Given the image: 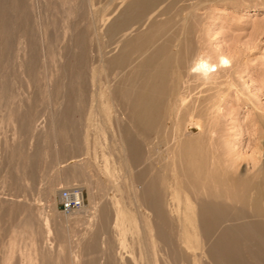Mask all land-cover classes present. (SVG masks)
<instances>
[{"label":"rangeland","instance_id":"1","mask_svg":"<svg viewBox=\"0 0 264 264\" xmlns=\"http://www.w3.org/2000/svg\"><path fill=\"white\" fill-rule=\"evenodd\" d=\"M37 1L0 0V264H28L25 254L34 251L43 264H69L70 248L89 231L92 197L110 220L98 217L105 230L97 238L89 231L88 255L80 264H121L114 251L120 211L129 251L122 261L151 264V251L138 235L134 194L142 188L151 203V184L168 192L177 185L171 162L153 156L151 107L144 96L151 95L153 75L164 79L156 86L161 95L187 93L182 120L191 113L211 134V141L202 136L203 155L217 161L229 154L234 176L253 177L264 167V0L173 1L202 3L180 30L169 0ZM166 45L174 51L169 59ZM100 51L109 61L100 62ZM196 57L212 66L205 84L199 71L185 73ZM71 189L83 192L85 208L64 213L61 194ZM233 192L236 201L245 198L241 190ZM226 210L248 213L239 204ZM144 219L149 229L162 224L148 212ZM166 231L173 245L154 248L175 259L172 264H223L209 260V242L221 232L199 236L187 223ZM217 249L227 255L231 245ZM239 251L232 255L236 263L264 258L257 249Z\"/></svg>","mask_w":264,"mask_h":264},{"label":"bare ground","instance_id":"2","mask_svg":"<svg viewBox=\"0 0 264 264\" xmlns=\"http://www.w3.org/2000/svg\"><path fill=\"white\" fill-rule=\"evenodd\" d=\"M154 1L159 2V0ZM173 1L176 2V0H169L170 3L166 4L172 6L171 12L175 19L172 23L176 22L180 27L178 30H180L185 28L188 22L193 18L195 6H201L202 3L200 4L199 2V5L197 2H190L185 5L183 2L178 4H175V2L172 3ZM117 2H122V0H118ZM156 10L158 11V9ZM180 34H182V32ZM106 35L108 36L106 30H104L102 33L103 38L106 37ZM105 40L103 46H107ZM175 43H178V40ZM167 48L169 49L166 45V50ZM173 52L174 51H171L170 49L168 50V59ZM99 54L100 62L104 63L107 60L109 61L106 52L100 51ZM211 67L212 66L207 60L205 61L202 58L196 57L192 63L185 65L184 70L187 75L191 69L199 71L202 78L200 80L206 82L207 74L212 73ZM153 78L151 95L144 96L146 101H148L146 106L151 107V132L154 134L151 138V146L154 145L156 147L153 156H156V161H165L166 163V161L169 160L168 162H171L170 165L172 166L174 182L177 187L168 192L166 188L162 189L161 187L158 189L155 184H151V203L145 200L144 195L146 192L143 191L142 188H137L135 191L133 205H135V209L139 213L138 235L142 238L144 244L143 247L148 250L147 252L149 253L151 251V264H172L175 261L173 258L164 259L154 248L155 246L167 248L173 245L171 241L173 236L166 230L170 229V224L175 223H187L190 228H193V230L198 232L199 236H202L203 231L221 232L219 238H212L209 242V247L213 249L210 252L211 257L209 260H219L223 262V264H241L236 263V261L232 259V255L239 250H241L239 253L241 252V254H243L245 247L257 249L260 255L264 254V250H261V248L264 247V232L263 230L260 231L264 228V167L259 168L251 178H248L245 175H237L236 177L232 172L233 161L229 154L221 159L218 158L217 161L210 154L203 155V149L201 148L202 136L208 135V138H210L209 141H211L210 132H206L200 118L191 115V113L183 120L181 117L182 112L185 111V104H188L186 99L188 100L190 96L188 97L187 93L185 94L180 90L161 95L156 86L158 85L157 83H159V80L163 81L164 79L159 75H153ZM208 81L207 83H209ZM203 82L202 84H205V82ZM202 84L200 87L204 86ZM50 85L51 80L47 82V86ZM210 87L211 86H209V88ZM199 96L197 97L199 98ZM145 104L146 103H144V105ZM146 110L148 111V109ZM144 115L145 113L143 111L137 116V119L141 121V123L143 122L142 119L144 118ZM212 115L214 116V113ZM211 121H213V119ZM163 127H165V132H162ZM212 127L214 129V126ZM207 128L209 127L207 126ZM183 138H186L187 140L183 142ZM184 152H186L185 156L182 154ZM254 167L255 165L252 164L251 168L254 169ZM170 170L171 168L169 171ZM160 172L165 174V171L162 170V168H160ZM160 172L158 171L157 173ZM151 174H155V171L151 170ZM166 175H168V172ZM121 181L123 182V180ZM71 183L72 182L68 185H71ZM84 185H86V188L91 193L94 191L89 182H84ZM226 187L230 188L229 194L220 192L221 189L223 190V188ZM139 189L141 192L138 191ZM235 190H241L245 194V198L241 201H236V194L233 192ZM55 192L56 191L54 190L53 193ZM168 198L170 202H167ZM117 204L119 206L118 201ZM237 204L247 207L248 213L241 211L240 213L239 211L235 213L226 210V208H229L230 206L232 207L233 205H236L237 207ZM82 208H85L84 205ZM90 208L93 211V215L92 222L88 224V230H94L95 232H93L92 236L97 238L100 231L105 230L100 226H97L96 221L98 217H102V220H105L106 223L110 218L108 211L99 214V204L94 197H92ZM164 209L172 210L174 212L173 216L167 217L165 213L166 210ZM147 212L151 214V219H155L162 223L156 230L153 227H151V229L148 228L147 222L144 219ZM121 213L122 212L120 211L117 215L118 225L121 231L115 241L114 251L122 255L121 257L123 259H126L128 258L127 255L129 254V251L126 242V232L123 228L124 216ZM89 231L79 237L70 248V259H68L69 264H80L85 256L88 255L89 242L87 239L90 233ZM183 234L184 232H180L177 234V237H183ZM220 245H231V252H228L227 255H225L222 250L217 249ZM25 255L26 257L24 260L28 264H43V260L37 251H34L32 255L30 253H26ZM251 259L258 264L264 262V258L258 259L254 257ZM122 260L119 262L124 264V261ZM93 264H103V260Z\"/></svg>","mask_w":264,"mask_h":264},{"label":"built area","instance_id":"3","mask_svg":"<svg viewBox=\"0 0 264 264\" xmlns=\"http://www.w3.org/2000/svg\"><path fill=\"white\" fill-rule=\"evenodd\" d=\"M84 205L83 192L79 189L66 190L62 192L60 209L64 213L80 210Z\"/></svg>","mask_w":264,"mask_h":264}]
</instances>
